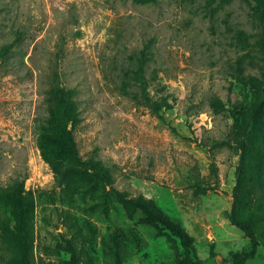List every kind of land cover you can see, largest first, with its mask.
Returning a JSON list of instances; mask_svg holds the SVG:
<instances>
[{"label": "rangeland", "instance_id": "rangeland-1", "mask_svg": "<svg viewBox=\"0 0 264 264\" xmlns=\"http://www.w3.org/2000/svg\"><path fill=\"white\" fill-rule=\"evenodd\" d=\"M143 50L148 95L164 104L166 122L134 81ZM263 70L261 27L242 0H0V220L14 218L5 191L25 181L32 264H73L71 245L79 264H119V243L122 264H177L180 240L141 211L114 196L103 206L82 177L60 184L41 139L55 131L52 92L66 88L76 91L82 157L110 169L128 198L150 200L195 238L201 260L219 264L215 251L226 258L250 244L228 219L236 118L262 96ZM254 139L264 171V105ZM227 230L240 237L217 235ZM3 233L0 264H16ZM259 253L248 264H264Z\"/></svg>", "mask_w": 264, "mask_h": 264}, {"label": "trees", "instance_id": "trees-1", "mask_svg": "<svg viewBox=\"0 0 264 264\" xmlns=\"http://www.w3.org/2000/svg\"><path fill=\"white\" fill-rule=\"evenodd\" d=\"M242 1L252 8L264 38V0ZM6 51L8 52L9 49ZM138 62L139 67L134 71V81L140 89L141 97L151 102L153 112L166 122L163 115L164 104L161 101L153 100L148 95L151 84L144 74V66L147 63L145 50L142 51V58L138 59ZM260 88L263 94L258 98L254 107L248 113L236 118L239 125L237 150L240 161L229 217L231 224L249 239L250 248L232 252L229 259L223 260V264H247L249 260L260 255L261 247L264 249V171H256L258 155L256 148L261 144H256L254 139L257 135L259 114L264 105V70ZM75 96V90L66 88L53 90L50 123L55 131L52 134L44 135L41 139L44 157L50 162L60 184L63 185L74 177H82L84 180L92 182L97 188L98 198L103 206L108 207L112 204L113 199L111 198L114 196L118 201L141 211L150 224L161 226L164 231L179 239L182 252L178 256L177 264H207L195 251L193 245L195 238L184 228L165 214L158 212L150 200L143 197L128 198L116 187L110 169L99 161L82 157L74 133L80 122V110ZM70 125L71 128H69ZM61 159L63 161H60ZM5 193L15 205L14 218H10L8 222L0 220V229L5 232L2 234V238L15 250L10 262L32 264L34 233L29 213L30 208L24 195L25 181L17 183L12 190L5 191ZM128 233L137 243V248L140 249L137 233L132 229L128 230ZM71 249L73 264H79L80 256L73 245H71ZM117 250L119 264H122V245L120 243L117 245Z\"/></svg>", "mask_w": 264, "mask_h": 264}, {"label": "crops", "instance_id": "crops-1", "mask_svg": "<svg viewBox=\"0 0 264 264\" xmlns=\"http://www.w3.org/2000/svg\"><path fill=\"white\" fill-rule=\"evenodd\" d=\"M228 221H229V219H228ZM230 222V221H229ZM233 226V225H232ZM223 234H225V235H228V236H230V237H235V238H239L240 237V235L239 236H235V235H232L228 230L227 231H221V233H219V234H217V235H223ZM248 239V238H247ZM216 240H217V238H216ZM249 240V239H248ZM248 248H250V244H249V246H247V248H243V249H248ZM242 249V250H243ZM237 251H241V250H237ZM232 252H236V251H232ZM232 252H230V254H229V256L228 257H226V258H224V257H222L221 256V253H219V252H217V251H215V255H216V257L215 258H213L215 261H216V259H218L219 260V264H223V260L224 259H229L230 258V255H231V253ZM257 258H259L260 259V257L258 256ZM256 259V258H255ZM255 259H252V260H255ZM250 261V260H249ZM249 261L247 262V264L249 263Z\"/></svg>", "mask_w": 264, "mask_h": 264}]
</instances>
